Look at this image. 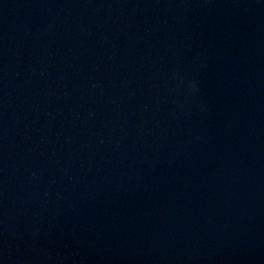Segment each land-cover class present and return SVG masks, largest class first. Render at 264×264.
<instances>
[{"label": "water", "instance_id": "1", "mask_svg": "<svg viewBox=\"0 0 264 264\" xmlns=\"http://www.w3.org/2000/svg\"><path fill=\"white\" fill-rule=\"evenodd\" d=\"M0 264H264V0H0Z\"/></svg>", "mask_w": 264, "mask_h": 264}]
</instances>
